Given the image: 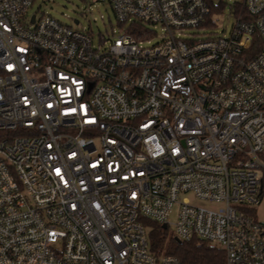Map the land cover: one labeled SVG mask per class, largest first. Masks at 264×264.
Segmentation results:
<instances>
[{
	"label": "built area",
	"instance_id": "2783aa9c",
	"mask_svg": "<svg viewBox=\"0 0 264 264\" xmlns=\"http://www.w3.org/2000/svg\"><path fill=\"white\" fill-rule=\"evenodd\" d=\"M34 1L0 0V264H182L153 221L264 264V0L222 35L206 0H107L97 47Z\"/></svg>",
	"mask_w": 264,
	"mask_h": 264
},
{
	"label": "rangeland",
	"instance_id": "374dc122",
	"mask_svg": "<svg viewBox=\"0 0 264 264\" xmlns=\"http://www.w3.org/2000/svg\"><path fill=\"white\" fill-rule=\"evenodd\" d=\"M224 1H226V5L223 11L214 14L212 17L214 25L210 28V32L214 35L229 34L236 20L233 14L234 9L231 8V5L236 1L241 2L243 0ZM34 13L39 15L48 14L74 28L88 31L92 35L96 47L101 44L103 35L107 36L112 32L113 28H118L116 14L107 0H35L29 9V15ZM75 20H79V23L77 24ZM161 34V30H158V35L154 37L153 41H156ZM184 197L189 198L192 203L198 205L219 206L217 204H208L195 198L192 194L183 195L182 198ZM177 208L175 206L170 213L169 221L171 223L176 221ZM254 208L257 219L264 222V194L261 197L260 204L255 205ZM150 226L151 228L148 229L151 231L153 223ZM169 230L172 233V230Z\"/></svg>",
	"mask_w": 264,
	"mask_h": 264
},
{
	"label": "trees",
	"instance_id": "16d2710c",
	"mask_svg": "<svg viewBox=\"0 0 264 264\" xmlns=\"http://www.w3.org/2000/svg\"><path fill=\"white\" fill-rule=\"evenodd\" d=\"M206 2L209 7L208 26H212L214 25L213 15L223 11L226 1L206 0ZM231 6L236 14L247 15L244 1H236ZM136 27H141V24L132 26L130 32L137 37L135 34ZM256 38L254 49L260 47V37L257 35ZM9 134L7 131H0V141ZM152 223L153 227L150 231V239L154 250L177 256L182 264H226L225 253L222 249L210 246L196 238L178 241L169 228H165L154 221Z\"/></svg>",
	"mask_w": 264,
	"mask_h": 264
},
{
	"label": "water",
	"instance_id": "95a60500",
	"mask_svg": "<svg viewBox=\"0 0 264 264\" xmlns=\"http://www.w3.org/2000/svg\"><path fill=\"white\" fill-rule=\"evenodd\" d=\"M75 22H76V23H78V22H79V20H75ZM177 240H178V239H177ZM178 241H179V240H178Z\"/></svg>",
	"mask_w": 264,
	"mask_h": 264
}]
</instances>
